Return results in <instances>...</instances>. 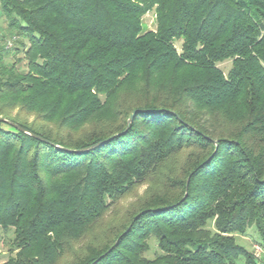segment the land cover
Here are the masks:
<instances>
[{
  "label": "trees",
  "instance_id": "trees-1",
  "mask_svg": "<svg viewBox=\"0 0 264 264\" xmlns=\"http://www.w3.org/2000/svg\"><path fill=\"white\" fill-rule=\"evenodd\" d=\"M0 19L15 37L0 118L49 142L0 123L3 264H264L236 241L253 227L264 249V0H0ZM135 109L110 142L56 148L120 133ZM149 178L125 225L73 251Z\"/></svg>",
  "mask_w": 264,
  "mask_h": 264
},
{
  "label": "rangeland",
  "instance_id": "rangeland-1",
  "mask_svg": "<svg viewBox=\"0 0 264 264\" xmlns=\"http://www.w3.org/2000/svg\"><path fill=\"white\" fill-rule=\"evenodd\" d=\"M143 26L147 30H153L155 28V18L153 12L147 13L143 17ZM0 38L2 44L6 41L7 34L5 31V24H3L0 19ZM6 43V42H5ZM176 49L180 51V41L174 43ZM21 55L18 54L17 57ZM7 63H11V54L6 56ZM217 67L224 73L227 74L231 67L230 60H226L222 63H218ZM31 121V119L29 120ZM186 158V153L179 154L173 158L171 163L168 165V172L179 175V169L184 163ZM168 173L167 171H165ZM159 178H149L145 182L134 185L127 193L120 196L114 204H112L104 213L102 218H100L96 223L90 226L83 237H81L77 242L73 244V251L75 253H81V250L89 243L95 242V244H100L105 241L114 231L119 229L128 222L129 215L134 212L141 202L146 199L152 190H158L160 185ZM236 241L238 244L243 246L247 251H249L253 257L260 258V261L264 260V249L259 253L256 247L260 246L259 237L253 227H248L244 235L236 236ZM12 242V234L2 235L0 238V264L6 262L9 253L10 244ZM157 253L155 243L151 242L150 249L145 253V257L153 258ZM259 253V255H258ZM255 258V257H254ZM72 259V253H66L59 257V259L54 264H70ZM239 264H242L241 262ZM262 264V263H261Z\"/></svg>",
  "mask_w": 264,
  "mask_h": 264
},
{
  "label": "water",
  "instance_id": "water-1",
  "mask_svg": "<svg viewBox=\"0 0 264 264\" xmlns=\"http://www.w3.org/2000/svg\"><path fill=\"white\" fill-rule=\"evenodd\" d=\"M140 112H142V110H140V109H135V110L132 111V113L129 115V117H128L127 121H126V128H125L124 131H122V132H120V133H116V134L112 135L111 137H109V138H107V139H105V140H103V141H101V142H99V143H97V144H95V145H92V146H90V147H88V148H86V149H81V150H71V149L62 148V147H60V146H56V148L61 149V150H63V151L71 152V153H82V152L87 151V150H92V149H94V148H96V147H99V146H101V145H103V144H105V143H107V142L112 141L113 139H115V138H117V137H119V136H122V135L126 134V132H127V130H128V127H129V125L132 123V121H133L135 115L138 114V113H140ZM0 123L7 124V125H9V126L15 128L16 130H18V131H20V132H22V133H25V134L31 136L32 138H35V139H37V140H40V141H43V142H47V143H49L48 141H46V140L43 139L42 137H40V136H38V135H36V134H34V133H32V132H30V131H28V130L22 128L21 126H19V125L13 123V122H11V121H9V120H7V119L0 118ZM50 144H51V143H50ZM187 182H188V181H187ZM117 242H118V241L115 242V245L117 244ZM115 245H114V246H115ZM114 246H113V247H114ZM113 247H112V248H113ZM112 248H111V249H112ZM111 249H110V250H111ZM102 257H103V256L99 257L95 262H97L98 260H100Z\"/></svg>",
  "mask_w": 264,
  "mask_h": 264
},
{
  "label": "built area",
  "instance_id": "built-area-1",
  "mask_svg": "<svg viewBox=\"0 0 264 264\" xmlns=\"http://www.w3.org/2000/svg\"><path fill=\"white\" fill-rule=\"evenodd\" d=\"M14 40H15V37H13L11 40H8V41L6 42V48H7V49H9V48L12 47V44H13ZM256 249H257V251H258L259 253L262 252V249H261L260 247H256ZM259 253H258V255H259Z\"/></svg>",
  "mask_w": 264,
  "mask_h": 264
}]
</instances>
